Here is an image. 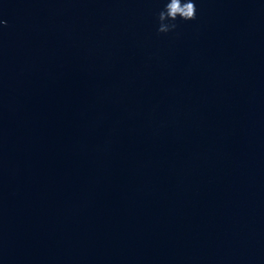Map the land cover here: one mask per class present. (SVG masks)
<instances>
[{
	"label": "water",
	"instance_id": "water-1",
	"mask_svg": "<svg viewBox=\"0 0 264 264\" xmlns=\"http://www.w3.org/2000/svg\"><path fill=\"white\" fill-rule=\"evenodd\" d=\"M0 0V264H264V0Z\"/></svg>",
	"mask_w": 264,
	"mask_h": 264
},
{
	"label": "clouds",
	"instance_id": "clouds-1",
	"mask_svg": "<svg viewBox=\"0 0 264 264\" xmlns=\"http://www.w3.org/2000/svg\"><path fill=\"white\" fill-rule=\"evenodd\" d=\"M182 20H194L196 18V7L193 0H168L164 7L158 12V33H168L177 29V18ZM0 20V24H6Z\"/></svg>",
	"mask_w": 264,
	"mask_h": 264
}]
</instances>
